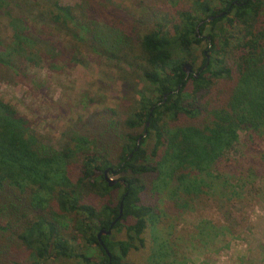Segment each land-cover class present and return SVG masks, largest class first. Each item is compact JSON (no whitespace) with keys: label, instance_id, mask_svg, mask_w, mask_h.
<instances>
[{"label":"trees","instance_id":"16d2710c","mask_svg":"<svg viewBox=\"0 0 264 264\" xmlns=\"http://www.w3.org/2000/svg\"><path fill=\"white\" fill-rule=\"evenodd\" d=\"M74 1L0 0L12 32L0 40V82H22L27 62L84 50L133 70L141 87L119 121L106 108L87 114L57 148L0 100V264H139L128 255L166 218L149 199L156 192L179 211L222 187L221 222L198 225L197 236L232 234L243 202L235 188L264 176V157L248 156L264 138V0H162L136 18L106 0ZM235 144L241 160L228 157ZM106 169L118 176L110 187ZM119 207L100 236L108 260L95 235ZM166 244L141 264H167Z\"/></svg>","mask_w":264,"mask_h":264},{"label":"rangeland","instance_id":"374dc122","mask_svg":"<svg viewBox=\"0 0 264 264\" xmlns=\"http://www.w3.org/2000/svg\"><path fill=\"white\" fill-rule=\"evenodd\" d=\"M58 1L63 5L75 3L74 0ZM106 1L134 18L144 11V4L154 2L162 7V0ZM11 14L15 15L16 12ZM207 32L204 30L202 36L205 37ZM11 35L8 20L0 17V40L10 42ZM201 47L197 48V63ZM66 52L50 63H25L21 66L24 74L22 82H0V100L27 118L32 129L55 148L60 145L62 135L78 119L94 111L110 109L119 121L127 107L135 103L141 87L136 72L124 65H116L84 50L80 56ZM73 57L75 60H72ZM251 149L255 154L248 155L249 159H258L259 154L264 157V138L253 141ZM242 152L243 146L235 144L227 154L228 157L241 160L244 157ZM213 174L220 178V182L227 181L231 185L235 183L227 178L228 175L220 173V168ZM108 177L116 180L118 176ZM253 186L235 188L243 198V202H239L240 206L236 205L239 210L233 212L237 222L236 230L232 234H212L211 237L206 232L204 237L203 230L201 238L197 236L198 225L216 227L221 222L217 200L222 197L219 195L224 191L222 187L201 194L179 211H174L173 206L170 208L164 193H151L149 199L163 208L166 218L161 219L155 229L149 228L145 232L144 249L130 253L128 258L141 264L154 244L156 246L166 240L168 248L164 251L167 264H264V176L259 177ZM116 237L121 238L122 233ZM80 249L85 255L96 257L95 249Z\"/></svg>","mask_w":264,"mask_h":264},{"label":"water","instance_id":"95a60500","mask_svg":"<svg viewBox=\"0 0 264 264\" xmlns=\"http://www.w3.org/2000/svg\"><path fill=\"white\" fill-rule=\"evenodd\" d=\"M229 8H230V7H228V9H229ZM223 14H224V13H220V14H218V15L215 16V17H220V16H222ZM212 18H214V17L207 18L206 21H210V19H212ZM198 25H199V24H198ZM198 25H197V26H198ZM196 31H197V28H196ZM190 69H191V67H190V65H188V64H184V65L182 66V71L185 73L186 76L188 75ZM196 76H197V73H195V74L193 75V77H196ZM177 90H178V89H176V91H177ZM162 100H163V101L165 100V96H163ZM146 125H147V124H146ZM137 143H138V142H137ZM136 145H137V144H136ZM108 173H109V175H112V174H113V172H112L111 170L109 171V169H106V170L103 171V179H104V181L107 183V185L110 187V186H112V185L115 184L116 180H113V179L109 178V177H108ZM120 216H121V212H120V207H119L118 215H117V217H116V218L110 223L108 229H107L106 231L100 230V231H98V232L96 233V235H95L96 240L98 241L99 245H100V246L102 247V249L104 250V253L106 254L108 260H109V254H108V252L104 249L102 243L100 242V236H103V235H109V234H110V231H111V228H112V226H113V224H114V223L120 218ZM108 264H109V263H108Z\"/></svg>","mask_w":264,"mask_h":264},{"label":"flooded vegetation","instance_id":"af4514ba","mask_svg":"<svg viewBox=\"0 0 264 264\" xmlns=\"http://www.w3.org/2000/svg\"><path fill=\"white\" fill-rule=\"evenodd\" d=\"M189 73H193V71L190 69ZM189 73H188V74H189Z\"/></svg>","mask_w":264,"mask_h":264}]
</instances>
